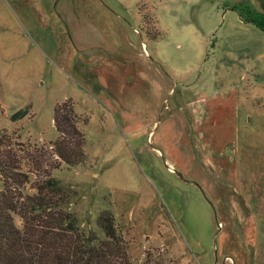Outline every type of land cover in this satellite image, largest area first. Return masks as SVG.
Instances as JSON below:
<instances>
[{
	"label": "rangeland",
	"instance_id": "rangeland-1",
	"mask_svg": "<svg viewBox=\"0 0 264 264\" xmlns=\"http://www.w3.org/2000/svg\"><path fill=\"white\" fill-rule=\"evenodd\" d=\"M243 1L264 8V0H0V129L48 145L58 135L54 105L70 100L86 158L51 175L76 191L64 208L82 231L103 236L97 216L112 209L133 262L148 251L165 264H264V31L240 18L233 5ZM90 43L92 55L80 56ZM104 75L108 95L96 90ZM191 96L207 114L196 115L189 152L172 141L182 129L164 120ZM154 105L162 123L148 137Z\"/></svg>",
	"mask_w": 264,
	"mask_h": 264
},
{
	"label": "trees",
	"instance_id": "trees-1",
	"mask_svg": "<svg viewBox=\"0 0 264 264\" xmlns=\"http://www.w3.org/2000/svg\"><path fill=\"white\" fill-rule=\"evenodd\" d=\"M233 8L242 20L264 31V8L256 9L244 1ZM29 107L14 111L11 119L23 117ZM53 121L58 135L48 145L14 140L12 133L0 129V264H165L148 251L142 262L132 261L117 231L112 209L98 213L96 221L103 236L82 231L76 214L65 210L76 191L50 171L62 162H83L86 137L68 99L54 105ZM30 172L35 173L32 193L25 191ZM14 214L21 218L20 224L15 222Z\"/></svg>",
	"mask_w": 264,
	"mask_h": 264
},
{
	"label": "crops",
	"instance_id": "crops-1",
	"mask_svg": "<svg viewBox=\"0 0 264 264\" xmlns=\"http://www.w3.org/2000/svg\"><path fill=\"white\" fill-rule=\"evenodd\" d=\"M144 44V42H143ZM91 43L90 44H84V46L82 47V45L80 47H78L77 52L80 51V56L83 55V51L87 52L88 55H92V52H90V50L92 48H90ZM97 46L99 49H101L102 51H109V52H113L116 51L117 48H123L120 45H106V46H101V45H95ZM80 56L79 58V63H83L84 61L80 62ZM90 62V61H88ZM88 62H86V64H88ZM85 63V62H84ZM96 82V90H101L104 91L107 95V91H109L110 86L107 84L108 83V79L106 78V76L104 75L103 78H101V80L98 79L95 81ZM104 83V84H103ZM95 98V96H94ZM201 97H197L194 99V97H190L188 98L186 101L180 102L179 104L176 103V105H178V107L173 111L170 112L169 115L167 116V118L164 121H169L172 120L173 123L177 126H179L182 131L181 134H179L174 140H172L174 143L183 140L184 141V145L186 146V150L190 151H194L193 148L191 149V146H194L195 143V139L196 138V133L198 132L196 129V115L197 113H202V115L207 114V111L205 110L204 107H200V108H196V102L200 101ZM96 99V98H95ZM97 100V99H96ZM158 105H154L151 109L150 112L152 113V125L150 128H148V132H147V136L149 137V135L152 133L153 129L152 127L154 126V124L158 127V125H160L162 123V121H158L155 117L154 114L157 113V107ZM178 115H180L179 117H177ZM154 135V134H153ZM147 137V138H148ZM189 140V141H188ZM193 140V142L190 143V141ZM214 147V145H213ZM213 149H217V148H212ZM209 150V149H208ZM185 151V150H184ZM172 168V167H171Z\"/></svg>",
	"mask_w": 264,
	"mask_h": 264
}]
</instances>
